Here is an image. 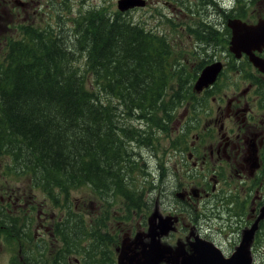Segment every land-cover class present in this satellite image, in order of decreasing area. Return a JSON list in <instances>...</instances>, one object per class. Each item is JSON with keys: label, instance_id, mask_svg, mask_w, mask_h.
<instances>
[{"label": "trees", "instance_id": "trees-1", "mask_svg": "<svg viewBox=\"0 0 264 264\" xmlns=\"http://www.w3.org/2000/svg\"><path fill=\"white\" fill-rule=\"evenodd\" d=\"M66 8L69 14L58 19H72L71 40L61 25L25 27L23 38L7 44L0 66V159L8 157L7 166L32 174L57 207L59 192L66 199L82 185L103 192L110 178H120L127 153L122 144L141 143L129 120L135 116L166 128L184 96L175 88L191 78L187 73L182 80V66L174 69L176 57L165 37L144 33L118 12L91 9L71 17ZM66 216L63 236L74 240L69 230L75 214ZM79 228L82 263L114 264L116 236L82 217Z\"/></svg>", "mask_w": 264, "mask_h": 264}, {"label": "flooded vegetation", "instance_id": "flooded-vegetation-1", "mask_svg": "<svg viewBox=\"0 0 264 264\" xmlns=\"http://www.w3.org/2000/svg\"><path fill=\"white\" fill-rule=\"evenodd\" d=\"M36 1L0 0V27H3L1 46L8 36L17 34L18 38H23L25 27L41 29L42 22L46 19L43 27L48 26V17L54 14L53 9H57V5H53V0H46L47 7L51 8V12L47 13L41 9V0H38L39 6L34 7ZM199 1L202 6H197L194 12L191 7L196 4L195 0H146V6L139 9L143 10L141 25L151 31L157 30L154 17L170 14L176 20L177 16L194 13L196 20L193 25L185 29L178 26L177 29L175 24L170 27L172 31L162 35L168 36L174 45L181 47L183 50L180 56L186 63H193V67L199 72H203L214 62L222 64L214 84L199 92L192 87L188 107L178 122V125L185 123L191 130H195L193 135H189L190 139H186L185 151L176 156L174 163L176 169L192 171L191 174L177 175L175 199L178 200L177 192L183 193L181 203L187 206L177 213L181 221L178 233H183L190 226L194 229L200 222L188 209L192 210L193 206L200 203L208 205L211 200L222 201L221 192L223 194L234 190L237 194L234 201L238 203L239 211L235 214L240 219L246 216V220L242 219L246 221V226L254 223L264 205V44H255L245 31L247 36L244 39L241 32L238 33V41L246 49L232 48L233 30L228 25L230 19H239L248 25L258 24L264 19V8L256 5L264 4V0H234L232 8L221 10L222 13L219 12L217 16L212 11L213 4L219 5L217 0ZM59 14L61 10L57 16ZM147 15L150 19L146 18ZM143 23L149 24L146 26ZM205 40L207 44L203 48H195L194 54L191 53L192 58L187 59L185 41L196 45ZM198 58L204 59L199 63ZM254 61L259 62V65ZM173 66L177 71V67ZM182 74L185 76L184 72ZM197 106L200 107L197 108L200 116L193 120L190 107ZM4 174L7 171L0 170V181ZM198 175H206L208 179L196 183L197 180L193 177ZM162 182L160 190L165 185V179ZM25 185L32 186L31 182ZM9 186L5 183L0 185L3 201V205L0 204L2 228L13 230L16 226L15 221L8 220L7 211L11 213L24 206L34 213H27L23 230L12 233L18 250L12 248V238L10 264H83L79 248V216L73 217L74 229L69 230L70 237H74V240L67 241L63 233L64 221L69 216L63 214V210L58 215L54 211L48 214L51 204L45 200L41 203L33 201V193L23 196ZM197 189L198 196L194 194ZM211 206L214 208L218 204L214 202ZM240 206H243V210ZM61 207L66 209L63 202ZM104 221L110 227V217ZM262 235L264 218L259 223L257 240L262 242ZM2 238L5 239V235Z\"/></svg>", "mask_w": 264, "mask_h": 264}, {"label": "rangeland", "instance_id": "rangeland-1", "mask_svg": "<svg viewBox=\"0 0 264 264\" xmlns=\"http://www.w3.org/2000/svg\"><path fill=\"white\" fill-rule=\"evenodd\" d=\"M45 1L46 0H41V9H44L47 13H50L51 8L47 7ZM108 1L110 2V4H107V9L110 11H115L117 9L118 0ZM53 2V5H57V9H53L54 14L49 15L48 23H52L53 27H58L59 25H61V28L65 29L68 40H71V38H73V34L71 31L72 19L66 18L65 20H59L57 16L58 12L61 10V13L64 12L66 13V15H68L69 12L65 10V7L71 8L73 12V14L71 15L72 17L76 13L93 9V3H95L96 0H53ZM195 2L196 4L191 7L193 12L197 6H202L201 1L195 0ZM39 4L40 3L37 0L34 7L39 6ZM145 4H147V2H145ZM213 5L214 6L212 7V11H214L215 15L217 16L223 9L217 4ZM256 6H262L264 8L263 3H258V5ZM141 11L143 10H140V12L136 13L134 11L135 15L132 14V21L133 17L135 19L134 22H138L142 19ZM193 15L194 13L180 15L176 17V20H173L174 17L170 14H165V16L163 17L158 16L159 21L156 23L157 30H159V34L162 35L169 30L172 31L173 29H170V27L175 24L179 27H184L185 29L186 27L193 25L194 21L196 20V17ZM146 18L150 19V16L147 15ZM46 22L47 19L42 22L41 29L46 24ZM148 24L149 23H145L144 25L148 26ZM2 33L3 27H0V42L1 36H3L1 35ZM161 35L156 36L165 37L169 45H171V39H169L168 36ZM17 36V34H15V36L13 37L9 36L8 40ZM206 44L207 40H205V42H199L196 45L191 44L190 41H185L184 49L189 54H194L195 48H203ZM5 54L6 48L3 49L2 47H0L1 62L5 60ZM198 59V62L201 63L204 58ZM76 62L77 64H79L78 60H76ZM88 76H90V74ZM186 79L187 78H183V80ZM189 82L190 79H187L184 82L180 81V83L177 85L180 91V96L185 95L186 90L189 86ZM189 98V96L185 98L182 104L181 101H179L178 105L174 107L173 115L171 116L169 124L166 128L148 125L146 121L140 120L135 116H133V118L129 120L130 124L138 129L137 133L141 137V143H139L137 140L130 141L126 139V142L122 144L123 148L127 150V153L124 156V162L122 163L123 170H121V177L110 178V181L112 183H115V181L123 183L122 188L126 192L128 197H123L122 195H120L116 191L115 185H111L110 189H105L104 191H109L113 196V199H115V202L112 203L110 198L108 199V202H106L103 199L104 191L99 192L95 190L93 186L82 185L77 189L70 190V199H66V195L59 192V199L61 202L70 201L69 204L66 203V209L63 207V214L68 215L67 206H71V212L75 211L76 214L80 215L84 221H88L92 218H96V216L100 214L97 212L102 206L104 209L109 210L111 212V215L113 216L114 214L125 215L126 208L121 202V200L123 199L127 205L128 210L130 209V211H128V213L130 214V217L127 218L128 221L124 219H122L121 221V234L124 238H130V231L135 227L139 218L144 215L145 212H148V216L152 215L154 205L156 206L157 203H159V207H157V209L160 210L163 215H165V219H172L170 220V222L172 223L171 225L165 221V225L163 226L162 230L166 231L167 225H169L170 228H174V226L179 225L181 222L180 219L179 221H175L176 217L180 218L177 213L182 212L187 206L181 203L180 198H177L178 200L175 199L174 192L178 185L177 175L182 176L187 175L188 173L191 174L192 171H186L185 168L182 170L181 168L176 169L174 163L176 156L180 152L185 151V146L187 144L186 139H190L189 135H193L195 130H191L185 123L182 125H178L177 121H181V116L186 109ZM197 108L200 107H192L193 120H195L196 117L199 118L200 116V111ZM9 162L10 160L8 157L0 159V170L7 171V174L1 175L2 180L0 181V185L5 183L8 187L10 184L9 187L15 188L16 192L21 193V195L23 196L35 192L33 194V201L41 203L44 200L43 197H45V201L48 202V204H52L53 200L47 198L48 196L43 192L44 190L42 186L38 184L39 189L37 191H32L31 187L25 185V183L31 182L32 178H35L32 174L31 177L26 176L25 173L17 172L15 168L7 166V163ZM193 178L197 180L196 183H202L208 179V176L198 175L194 176ZM163 179H165V185L160 190L159 185L163 183ZM1 195L2 194H0V204L3 205ZM220 195L222 196V201H220V199L219 201L211 200L208 205H206L205 203H200L197 206H193L192 210L188 209V211L193 216L200 219V222L196 227H194L195 232L192 226H190L189 228L185 229L183 233L178 234L175 232L173 234H170V236L164 238V241L168 242L171 246L177 247L178 245L181 246L185 241L194 242L197 234H200L201 237L206 235L208 237L205 238L213 241L215 244L220 246L223 252L227 256H230L239 245V242L242 238V230L247 224L245 223V221L243 222L242 219L246 220V216H244V218H242L241 220L239 217L236 218L235 216V212L239 211V205L234 201V197L237 195L236 193H234V190L228 191L227 193L223 194L221 192ZM131 198L135 202H137V200L142 201L141 206L137 207L136 205H134ZM215 200H217L216 197ZM214 202H217L218 206L212 208L213 206L211 205L214 204ZM61 206L62 205H60L59 207L50 206L48 214L54 211L55 214L58 215V213L62 210ZM157 209L155 210L156 213H158ZM240 209L243 210V206H240ZM218 212H220L219 214L222 215L221 218L219 217ZM25 214L26 209L24 206L18 207L16 213L13 214V218L16 221L17 225L15 226V229L17 231L19 230V232L23 230V225L25 223ZM233 214L235 217H233V220H229L230 218H232L230 216ZM113 216L110 218V221L113 220ZM205 219L206 222L204 221ZM99 229L106 231V228L103 225H101ZM143 229H146V226H144ZM2 231L5 235V243L3 246H0V260L2 261V264H10V244L13 238L12 233L16 231H12L11 229L6 230V228H2ZM121 234H118V231H115V236L117 238L120 237ZM12 242V248L18 250L17 241L14 239ZM253 254L254 264H264V235H262V242L259 239L258 243L254 244Z\"/></svg>", "mask_w": 264, "mask_h": 264}, {"label": "water", "instance_id": "water-1", "mask_svg": "<svg viewBox=\"0 0 264 264\" xmlns=\"http://www.w3.org/2000/svg\"><path fill=\"white\" fill-rule=\"evenodd\" d=\"M141 4H143L141 0H119L118 7L121 10H126ZM229 26L234 31L232 48H236L239 45L238 33L241 32L243 39L247 36L245 35V31L249 34V37H255V44H259V46L264 44V19L260 20L256 25H247L240 20H230ZM254 46L257 47L258 45ZM240 48L246 49L244 46H241ZM255 63L259 65V62L255 61ZM220 68L221 64L219 63L208 66L196 82V89L201 90L204 86L212 83L220 71ZM263 218L264 206L254 225L245 230L241 245L237 248V251L231 257L226 258L222 254V251L213 243L199 238H196L194 242H190L191 252L186 251L185 243L181 246L178 245L175 249L167 244H163L159 239L160 236L168 234L169 231L173 229V227L170 228V226L167 225V230L163 231V226L165 225V221L171 225L172 223L170 220L172 219H165L159 214V212H154L150 218V228L148 233L144 234L139 232L133 239H124L122 247L118 249V263H127L122 256L127 252L128 256H133L134 260L137 262L136 264H159L161 261H166L170 264H177L170 259L172 254L182 255L188 261L180 264H251L252 259L248 247L253 241L255 232L258 229L259 221ZM145 237H149L150 240L148 242L144 241ZM127 248L130 249L127 250Z\"/></svg>", "mask_w": 264, "mask_h": 264}, {"label": "bare ground", "instance_id": "bare-ground-1", "mask_svg": "<svg viewBox=\"0 0 264 264\" xmlns=\"http://www.w3.org/2000/svg\"><path fill=\"white\" fill-rule=\"evenodd\" d=\"M252 40H254L255 42H256V39H255V37H252L251 38ZM35 192H33V194H34ZM196 196H198V194H195ZM43 199L45 200V197H43ZM44 200L42 201V202H44ZM51 207H57V206H55V205H50ZM59 207V206H58ZM16 210H17V208H16ZM16 210L15 211H13V212H8L7 211V214H8V216H13V214L14 213H16ZM130 248H127V250H129ZM123 259H125L126 260V264H136L137 262L134 260V258H133V256H128L127 255V252H125L123 255ZM170 259L174 262V263H177V264H180V263H184V262H188L182 255H175V254H172L171 255V257H170ZM139 264V263H138Z\"/></svg>", "mask_w": 264, "mask_h": 264}]
</instances>
